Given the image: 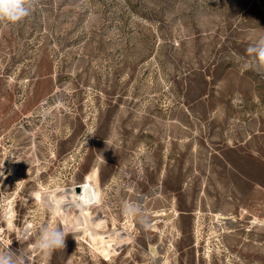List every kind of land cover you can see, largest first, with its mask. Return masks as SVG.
Returning a JSON list of instances; mask_svg holds the SVG:
<instances>
[{
	"label": "rangeland",
	"instance_id": "obj_1",
	"mask_svg": "<svg viewBox=\"0 0 264 264\" xmlns=\"http://www.w3.org/2000/svg\"><path fill=\"white\" fill-rule=\"evenodd\" d=\"M262 30L264 0H36L0 20V246L149 264L123 253V190L142 181L144 208L180 212L160 264H264V76L247 67ZM81 183L108 228L41 254L30 237L63 226L45 194Z\"/></svg>",
	"mask_w": 264,
	"mask_h": 264
},
{
	"label": "clouds",
	"instance_id": "obj_2",
	"mask_svg": "<svg viewBox=\"0 0 264 264\" xmlns=\"http://www.w3.org/2000/svg\"><path fill=\"white\" fill-rule=\"evenodd\" d=\"M35 2L36 0H0V20L7 21L10 25H15L33 14ZM247 52L250 56L247 67L264 76V30L249 46ZM45 196L49 200L53 211H56L58 207L64 206L65 197L63 192H49ZM81 203L82 200L78 198L76 201L77 206ZM122 212L141 227L145 226L142 222L148 216V212L143 207V202H138V200L126 201L123 204ZM70 233L73 234L74 239H77L78 229L75 223L71 229L45 223L39 227L30 239L34 242L35 250L41 254L49 255L54 251L65 248L66 237ZM18 241L21 244V240ZM147 258L149 264H160L157 256L148 255ZM0 264H29L28 255L22 247L14 250L9 246H0Z\"/></svg>",
	"mask_w": 264,
	"mask_h": 264
},
{
	"label": "flooded vegetation",
	"instance_id": "obj_3",
	"mask_svg": "<svg viewBox=\"0 0 264 264\" xmlns=\"http://www.w3.org/2000/svg\"><path fill=\"white\" fill-rule=\"evenodd\" d=\"M135 182L137 184L135 189L133 188L130 190L128 188H125V190H123L126 191L125 193L123 192V204L126 201L138 200V202L141 203L144 201L143 183L142 181ZM195 202H197V199H195ZM145 209L148 212V216L142 222L145 225L144 227H141L139 224H137L132 219L123 214V234L124 236L128 235L130 238H132L130 242L123 246V253L126 252L125 249L128 247V245H131L132 248L136 251L135 254L139 257H146L148 255H152V248L157 249L158 256L164 257L165 253H167L166 249L167 246L170 244V239L174 237L173 234L176 232V229L173 227V224L175 223L176 215H178L180 212L174 214V209L170 207V204H168V206L156 208L152 206L151 208ZM181 213L186 215V221L184 226L182 228L179 226L181 235L184 237V239H190L193 236V230L191 228V215L195 213L193 210H191V208L182 211ZM249 216H252V214H249ZM227 218L229 217L224 218L218 217L217 215V219H221V221ZM251 222L255 223L254 220H252ZM178 237L180 238L181 236ZM192 244L193 243H190L189 247H191ZM201 248L204 247H202L201 245ZM201 252L203 254L205 253L203 250Z\"/></svg>",
	"mask_w": 264,
	"mask_h": 264
},
{
	"label": "bare ground",
	"instance_id": "obj_4",
	"mask_svg": "<svg viewBox=\"0 0 264 264\" xmlns=\"http://www.w3.org/2000/svg\"><path fill=\"white\" fill-rule=\"evenodd\" d=\"M16 172V171H15ZM15 172H13V178L15 177ZM15 179V178H14ZM10 184V183H9ZM81 187L80 191H76L77 184H73L70 187L64 188L61 192L64 193V206L58 207L55 214L61 216V222L64 227L71 229L73 224L75 223L78 229V233L83 232L85 237H88L91 241H94L98 236L103 235L105 230L108 228L107 220L104 218L94 217L89 213V206L96 205L100 203V198L93 184H79ZM59 193L58 191H49ZM48 192V193H49ZM80 198L82 203L77 206L76 201ZM48 206L52 209L49 201L47 202ZM72 208L76 209L77 212L69 216L68 212ZM13 208H10V212ZM163 212V211H162ZM174 214H177V211H173ZM70 213V212H69ZM162 214V213H161ZM225 215L222 213L218 214V217H224ZM10 217L12 214L10 213ZM91 225V226H89ZM31 227V224L27 226ZM109 232V231H108ZM110 241L112 242L111 238ZM158 247V246H157ZM151 252L154 256H158V252L156 248H152Z\"/></svg>",
	"mask_w": 264,
	"mask_h": 264
},
{
	"label": "water",
	"instance_id": "obj_5",
	"mask_svg": "<svg viewBox=\"0 0 264 264\" xmlns=\"http://www.w3.org/2000/svg\"><path fill=\"white\" fill-rule=\"evenodd\" d=\"M76 190H77V191H80V190H81L80 185H77V186H76Z\"/></svg>",
	"mask_w": 264,
	"mask_h": 264
},
{
	"label": "built area",
	"instance_id": "obj_6",
	"mask_svg": "<svg viewBox=\"0 0 264 264\" xmlns=\"http://www.w3.org/2000/svg\"><path fill=\"white\" fill-rule=\"evenodd\" d=\"M77 185H79V184H77Z\"/></svg>",
	"mask_w": 264,
	"mask_h": 264
}]
</instances>
